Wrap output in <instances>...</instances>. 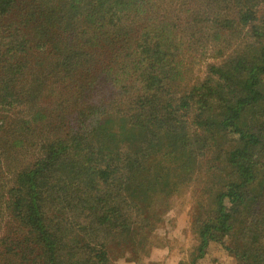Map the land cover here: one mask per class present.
Wrapping results in <instances>:
<instances>
[{
  "label": "trees",
  "instance_id": "16d2710c",
  "mask_svg": "<svg viewBox=\"0 0 264 264\" xmlns=\"http://www.w3.org/2000/svg\"><path fill=\"white\" fill-rule=\"evenodd\" d=\"M200 170L187 264H264V0H0V264H109Z\"/></svg>",
  "mask_w": 264,
  "mask_h": 264
},
{
  "label": "rangeland",
  "instance_id": "374dc122",
  "mask_svg": "<svg viewBox=\"0 0 264 264\" xmlns=\"http://www.w3.org/2000/svg\"><path fill=\"white\" fill-rule=\"evenodd\" d=\"M200 172L203 170L190 182L173 186L170 192L158 196L162 200L152 203L162 221L150 236L151 244L147 239L144 243L135 241L123 252L112 250L109 264H187L193 256L196 257L198 226L210 213L209 207L219 189L217 175L204 177ZM231 244V237L208 239L204 256L197 257L194 263L240 264L230 253ZM136 247L142 250L140 254V251L135 252Z\"/></svg>",
  "mask_w": 264,
  "mask_h": 264
}]
</instances>
